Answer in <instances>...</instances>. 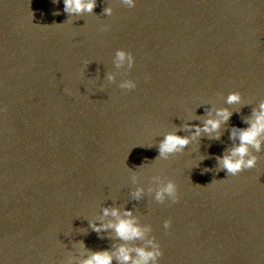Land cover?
<instances>
[{
	"label": "water",
	"instance_id": "95a60500",
	"mask_svg": "<svg viewBox=\"0 0 264 264\" xmlns=\"http://www.w3.org/2000/svg\"><path fill=\"white\" fill-rule=\"evenodd\" d=\"M93 14L0 0V264H64L77 241L111 250L120 242L88 221L121 206L151 226L159 264H264V151L253 169L215 172L231 129L264 100V0H97ZM117 50L134 66L108 84ZM122 79L136 88L121 90ZM234 91L243 106L224 104ZM211 107L239 109L219 141L153 161L164 134ZM133 172L144 188L173 181L177 202L132 200Z\"/></svg>",
	"mask_w": 264,
	"mask_h": 264
},
{
	"label": "clouds",
	"instance_id": "9594fccd",
	"mask_svg": "<svg viewBox=\"0 0 264 264\" xmlns=\"http://www.w3.org/2000/svg\"><path fill=\"white\" fill-rule=\"evenodd\" d=\"M59 2L60 0H52L53 4ZM62 3L63 12L68 17L94 15V9L97 6V0H62ZM118 3L132 9L135 8L137 0H118ZM112 12L111 7H105L102 15L110 17ZM59 14V12L53 13V15ZM112 64L115 71L107 72L105 75V81L108 84L116 82L117 75L120 74L121 70L126 73L133 68L134 57L130 52L117 50ZM117 86L121 90L132 91L137 85L132 79H122ZM65 92L71 94L68 89H65ZM224 104L227 106H243L241 94L235 91L230 92L224 99ZM205 111L206 117L195 116L189 120L194 119L199 121V124L187 123L181 130L164 134L156 145L158 155L153 161L167 160L170 157L182 154L190 144L198 141L202 136L210 141H219L222 126L228 123L234 113H239V109L230 110L229 107H211ZM241 123L246 127L238 128L234 126L229 133L232 146L224 149L221 155L215 157V172L224 171L227 176H236L245 170L256 167L257 154L264 151V100H261L255 108H252L250 115L243 119ZM178 131L190 134L178 135ZM205 159H208V157L200 156L192 168L199 167ZM202 171L208 172L210 169L204 168ZM151 179L155 188L151 186L141 187L137 176L133 172L130 181L135 187L129 192L132 200L139 202L147 195H151L157 204H164L166 201L172 204L177 202V186L173 181H164L160 176H153ZM88 228L95 232L99 238H104L102 234H109L108 239L120 243L114 244L111 250L91 251L86 248L83 241H77L73 245L79 249L76 257L69 255L64 264H113L114 261L115 264H159L162 251L155 238L151 236L152 228L147 224L142 225L140 220L133 214V210L126 209L123 206L105 207L96 220L88 221ZM163 228L165 230L169 229L170 221L165 220ZM134 241L142 243L135 247L130 246Z\"/></svg>",
	"mask_w": 264,
	"mask_h": 264
}]
</instances>
